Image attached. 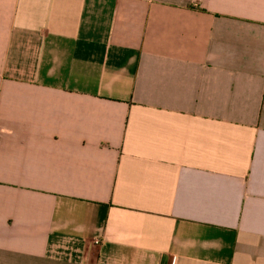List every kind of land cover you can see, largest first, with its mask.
I'll list each match as a JSON object with an SVG mask.
<instances>
[{
	"label": "crops",
	"instance_id": "obj_1",
	"mask_svg": "<svg viewBox=\"0 0 264 264\" xmlns=\"http://www.w3.org/2000/svg\"><path fill=\"white\" fill-rule=\"evenodd\" d=\"M0 141V264H264V0H0Z\"/></svg>",
	"mask_w": 264,
	"mask_h": 264
},
{
	"label": "built area",
	"instance_id": "obj_2",
	"mask_svg": "<svg viewBox=\"0 0 264 264\" xmlns=\"http://www.w3.org/2000/svg\"><path fill=\"white\" fill-rule=\"evenodd\" d=\"M0 143H1V141H0ZM96 243H98V241H96Z\"/></svg>",
	"mask_w": 264,
	"mask_h": 264
}]
</instances>
